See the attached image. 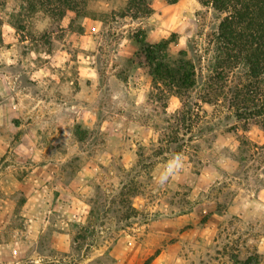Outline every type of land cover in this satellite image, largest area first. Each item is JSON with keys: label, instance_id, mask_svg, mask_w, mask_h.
<instances>
[{"label": "rangeland", "instance_id": "rangeland-1", "mask_svg": "<svg viewBox=\"0 0 264 264\" xmlns=\"http://www.w3.org/2000/svg\"><path fill=\"white\" fill-rule=\"evenodd\" d=\"M119 1L87 0L66 31L19 0L0 6L14 44L0 51V264H264V77L237 94L244 68L213 73V10L153 0L151 42L187 51L198 75L183 99L157 89L121 47L149 20L125 19ZM37 67L60 80L55 96Z\"/></svg>", "mask_w": 264, "mask_h": 264}, {"label": "trees", "instance_id": "trees-1", "mask_svg": "<svg viewBox=\"0 0 264 264\" xmlns=\"http://www.w3.org/2000/svg\"><path fill=\"white\" fill-rule=\"evenodd\" d=\"M19 1L31 14L43 10L44 14L54 22H63L62 31H66L69 24L70 27L72 26L70 15H75V18L80 17L82 7L87 2V0ZM197 1L203 7H210L219 19L213 73L229 76L235 70L244 68L250 81L241 85L236 93L245 92L250 99L252 85L264 77V0ZM4 2L5 0H0V6ZM166 2L175 5L179 0H166ZM153 11V0H128L122 17H130L133 20L146 19L153 14ZM132 39L137 45L138 53L144 56L154 87L158 89L162 86L180 99L185 98L189 91L197 87V67L188 59L187 51H182L177 58H173L169 54L171 43L169 40L164 39L158 44H150L143 29L136 32ZM138 53L136 52L135 56L127 61L133 64ZM242 102L251 101L246 99ZM262 107L264 110V104ZM91 231L88 226L85 233L94 234V231Z\"/></svg>", "mask_w": 264, "mask_h": 264}, {"label": "crops", "instance_id": "crops-1", "mask_svg": "<svg viewBox=\"0 0 264 264\" xmlns=\"http://www.w3.org/2000/svg\"><path fill=\"white\" fill-rule=\"evenodd\" d=\"M127 3H128V0H121L119 1V4L121 5V7H125L126 9V6H127ZM179 3V2H178ZM177 4L175 5H169L167 7H170L171 9L173 7H176ZM153 14L148 18L149 20V23L151 25V31L149 34H147V41L150 43V44H158V43H152L151 42V39H152V36L156 34L157 30H158V27L156 26V28L153 26L155 25L152 21H153V18L158 14V11L157 9L155 8V6L153 5ZM125 11V10H124ZM125 19L128 18V17H124ZM86 19V18H85ZM0 21H1V18H0ZM102 25H103V22L102 20H93L92 23H89L88 26H82V32L83 34L81 35V40L82 42H84V45H89L90 46V39L92 38H96L97 35L100 33L101 31V28H102ZM4 26V24L0 23V35H1V39H0V48L1 50L0 51H5V52H8V53H11L13 48H14V44L6 47L5 44H3V42L5 41L4 39V34H3V31H2V27ZM13 28V30H16L17 31V28L13 25L11 26ZM85 27V28H84ZM85 31V32H84ZM164 40V39H163ZM126 41L128 42V44H121V47L123 48H129V50L131 51L132 54H127V58L128 60L129 59H132L136 52H137V45L136 43L133 41L132 38H128L126 39ZM82 44V43H81ZM84 47V46H82ZM5 48V49H4ZM65 50L61 49V52L62 54H65ZM87 59H88V56H87ZM33 73V77H36V79H38L37 81L40 82V81H45V78L47 77V75H49V79L47 80L46 79V83H48L46 86H44V88L46 90H48L47 92L50 94V97L53 95L55 96L56 93H58V89H57V86H54L56 84H54V81H57L56 83H60V80H56L57 76L55 74L52 73V71H44L43 67H37L36 70L32 71ZM43 74V79H39V77H41V75ZM79 75L83 78V79H93L92 77H94V75L96 76V72L94 71L93 67L91 68H88V69H85V68H81V71L79 73ZM89 77V78H87ZM34 79V78H33ZM61 88V87H60ZM87 106V105H86ZM89 106H87L88 108ZM91 109V108H90Z\"/></svg>", "mask_w": 264, "mask_h": 264}, {"label": "clouds", "instance_id": "clouds-1", "mask_svg": "<svg viewBox=\"0 0 264 264\" xmlns=\"http://www.w3.org/2000/svg\"><path fill=\"white\" fill-rule=\"evenodd\" d=\"M179 167H181L179 158L171 161L168 164L167 168L164 170V172L160 176L161 182H163L164 180H166L168 178V176L171 175L173 173V171L176 170V169H178Z\"/></svg>", "mask_w": 264, "mask_h": 264}]
</instances>
